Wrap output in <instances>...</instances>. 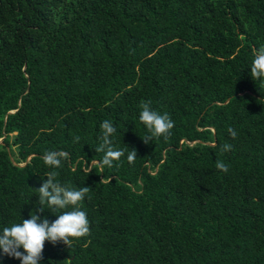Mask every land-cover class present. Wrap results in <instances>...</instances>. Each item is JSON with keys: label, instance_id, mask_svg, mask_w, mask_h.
Listing matches in <instances>:
<instances>
[{"label": "trees", "instance_id": "16d2710c", "mask_svg": "<svg viewBox=\"0 0 264 264\" xmlns=\"http://www.w3.org/2000/svg\"><path fill=\"white\" fill-rule=\"evenodd\" d=\"M262 45L264 0H0V232L56 171L90 187V235L46 241L40 264H264ZM149 100L175 125L146 144ZM105 120L125 151L111 168ZM48 150L68 159L50 168ZM43 207L50 222L72 210ZM0 264L21 261L0 250Z\"/></svg>", "mask_w": 264, "mask_h": 264}, {"label": "clouds", "instance_id": "9594fccd", "mask_svg": "<svg viewBox=\"0 0 264 264\" xmlns=\"http://www.w3.org/2000/svg\"><path fill=\"white\" fill-rule=\"evenodd\" d=\"M250 75L253 80H261L264 83V45L259 47L254 53L251 63ZM139 120L148 130L150 135L141 138L146 144L153 138L163 137L167 140L172 133L175 122L169 113H161L152 107V102L142 101ZM102 130V143L95 149L96 152H103L102 159L98 162L101 168L114 166V162H119L125 156L123 149H116L113 140L117 129L112 121L105 120L100 125ZM228 133L232 138L237 137L234 128L229 127ZM79 141V137L74 138ZM231 144H224L221 151L227 152L232 149ZM137 157L135 148L127 154L129 163H133ZM44 163L50 168H60L62 162L68 159V153L62 150H48L42 157ZM216 168L224 173L229 171L227 164L222 160H217ZM58 173L49 172L47 179L43 180L41 186L36 188L39 193L38 199L41 207H37L30 213L29 219H22L21 223H13L6 226L0 232V250L4 255L18 259L21 264H40L43 259V249L45 242L55 245L63 242L70 245L71 239H80L90 235V221L85 211L81 210L80 204L89 193L90 187L84 186L76 189L68 184H61L56 180ZM47 205L49 209L63 210L69 207L71 211H63L56 215L54 221H49L47 217H41L37 213H43ZM23 249V252L20 249Z\"/></svg>", "mask_w": 264, "mask_h": 264}, {"label": "water", "instance_id": "95a60500", "mask_svg": "<svg viewBox=\"0 0 264 264\" xmlns=\"http://www.w3.org/2000/svg\"><path fill=\"white\" fill-rule=\"evenodd\" d=\"M3 138H4V137H1V138H0V143L3 142Z\"/></svg>", "mask_w": 264, "mask_h": 264}, {"label": "rangeland", "instance_id": "374dc122", "mask_svg": "<svg viewBox=\"0 0 264 264\" xmlns=\"http://www.w3.org/2000/svg\"><path fill=\"white\" fill-rule=\"evenodd\" d=\"M14 136H15V132L12 133V137H14Z\"/></svg>", "mask_w": 264, "mask_h": 264}]
</instances>
